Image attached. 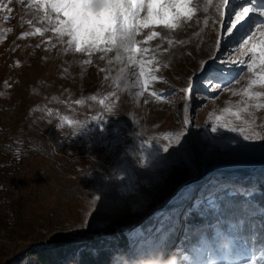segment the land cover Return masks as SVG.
<instances>
[{
  "label": "rangeland",
  "instance_id": "374dc122",
  "mask_svg": "<svg viewBox=\"0 0 264 264\" xmlns=\"http://www.w3.org/2000/svg\"><path fill=\"white\" fill-rule=\"evenodd\" d=\"M182 2L175 27L140 30L139 52L77 53L43 0H0V185L11 188L0 223L16 216L0 264L55 250L66 263L85 250H108L111 264L259 261L218 258L207 237L191 253L182 243L207 230L187 219H214L232 196L264 221V16L232 28L260 0ZM241 128L259 136L245 141Z\"/></svg>",
  "mask_w": 264,
  "mask_h": 264
},
{
  "label": "snow or ice",
  "instance_id": "6c2138e0",
  "mask_svg": "<svg viewBox=\"0 0 264 264\" xmlns=\"http://www.w3.org/2000/svg\"><path fill=\"white\" fill-rule=\"evenodd\" d=\"M43 3L57 14L59 26L55 30L61 37L68 36L71 38L69 43L75 45L74 50L77 53L100 50L102 43L109 44L118 51L139 52L140 49L135 47L136 36L142 28L161 22L165 27L173 28L179 23L182 16H185L182 0H171V2L169 0H43ZM221 3L224 7L230 6V0H221ZM142 11L146 12L143 17H141ZM253 11L264 16V0H260L258 8L244 7L241 11L233 13L235 21L232 28H235ZM61 13L66 19H59ZM37 31L39 32V29ZM225 31H231V29L226 27ZM156 35V32H152L151 35L147 36V40H152ZM169 43L172 42L169 41ZM204 70L207 71L208 68ZM140 74L141 76L145 75L143 69H141ZM150 79L155 78L150 77ZM260 81L264 85V77H261ZM259 95V93L256 94L257 98ZM257 107H262V105L257 104ZM183 123L189 124V119H184ZM211 130L215 133L218 128L212 127ZM227 131L236 132L237 128L229 126ZM238 134L245 141H255L259 136V133L251 130L246 133L243 128ZM260 138L264 139V137ZM175 143H180L179 135L175 136ZM168 151V147L163 148V152L167 153ZM245 264H264V257L259 261L249 258Z\"/></svg>",
  "mask_w": 264,
  "mask_h": 264
},
{
  "label": "trees",
  "instance_id": "16d2710c",
  "mask_svg": "<svg viewBox=\"0 0 264 264\" xmlns=\"http://www.w3.org/2000/svg\"><path fill=\"white\" fill-rule=\"evenodd\" d=\"M251 183L253 180L247 184ZM260 201H264V198ZM240 204L241 199L238 198L235 201L232 196L226 199L223 204L215 205L219 213L215 214L214 219L211 214L200 225L197 216H194L195 220L187 219L186 225L189 223L193 230L201 225H204L207 230L189 238V243H182L184 252L191 253V247L200 242L202 238L207 237L206 244L216 249V256L222 257L228 262L242 261L250 255L258 260L264 257V221L262 219L259 221L252 215L254 212L252 206V209L250 207V211L246 213L247 211L240 209ZM243 215L245 217H242ZM169 237L171 234L168 235ZM218 248H220V252L217 251ZM33 254L40 264H111L109 262L112 258V253L110 254L108 250L81 251L68 263L64 262L66 256H64L65 251L63 250L34 252ZM179 264H185V262Z\"/></svg>",
  "mask_w": 264,
  "mask_h": 264
},
{
  "label": "bare ground",
  "instance_id": "6f19581e",
  "mask_svg": "<svg viewBox=\"0 0 264 264\" xmlns=\"http://www.w3.org/2000/svg\"><path fill=\"white\" fill-rule=\"evenodd\" d=\"M10 192V187L0 185V206L9 207L11 200L8 195L10 194ZM14 214L15 213H13V211L10 209H7V211L5 212V217L4 219H2V223H0V237L5 236L8 230H11L14 227H10L9 225L16 224V216Z\"/></svg>",
  "mask_w": 264,
  "mask_h": 264
},
{
  "label": "water",
  "instance_id": "95a60500",
  "mask_svg": "<svg viewBox=\"0 0 264 264\" xmlns=\"http://www.w3.org/2000/svg\"><path fill=\"white\" fill-rule=\"evenodd\" d=\"M175 188H176V186H174L173 188H170V187H169V188L167 189V191H166V192H167L166 195L163 196V197H161V198L159 199V202L162 201L163 199L166 200L167 195H169V194H170V191L174 190Z\"/></svg>",
  "mask_w": 264,
  "mask_h": 264
},
{
  "label": "built area",
  "instance_id": "2783aa9c",
  "mask_svg": "<svg viewBox=\"0 0 264 264\" xmlns=\"http://www.w3.org/2000/svg\"><path fill=\"white\" fill-rule=\"evenodd\" d=\"M6 197V196H5ZM10 227H12V226H15V225H9Z\"/></svg>",
  "mask_w": 264,
  "mask_h": 264
},
{
  "label": "clouds",
  "instance_id": "9594fccd",
  "mask_svg": "<svg viewBox=\"0 0 264 264\" xmlns=\"http://www.w3.org/2000/svg\"><path fill=\"white\" fill-rule=\"evenodd\" d=\"M173 264H175V261H173Z\"/></svg>",
  "mask_w": 264,
  "mask_h": 264
}]
</instances>
